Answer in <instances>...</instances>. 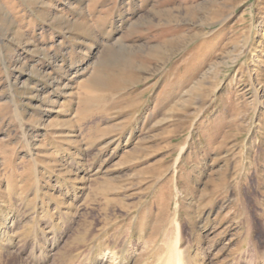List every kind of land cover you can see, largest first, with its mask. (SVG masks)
<instances>
[{
  "label": "rangeland",
  "instance_id": "1",
  "mask_svg": "<svg viewBox=\"0 0 264 264\" xmlns=\"http://www.w3.org/2000/svg\"><path fill=\"white\" fill-rule=\"evenodd\" d=\"M178 226L264 264V0H0V264H160Z\"/></svg>",
  "mask_w": 264,
  "mask_h": 264
},
{
  "label": "bare ground",
  "instance_id": "2",
  "mask_svg": "<svg viewBox=\"0 0 264 264\" xmlns=\"http://www.w3.org/2000/svg\"><path fill=\"white\" fill-rule=\"evenodd\" d=\"M162 243L164 244L163 249H165V251L160 257V264H196L195 259L190 254V251L186 248H183L184 241L181 237L179 226L177 228L176 236H174L173 238L167 237L166 241ZM106 256H104V260L100 259V264H111V261H109V259H106Z\"/></svg>",
  "mask_w": 264,
  "mask_h": 264
}]
</instances>
